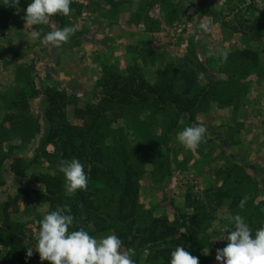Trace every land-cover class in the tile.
<instances>
[{
    "label": "trees",
    "instance_id": "16d2710c",
    "mask_svg": "<svg viewBox=\"0 0 264 264\" xmlns=\"http://www.w3.org/2000/svg\"><path fill=\"white\" fill-rule=\"evenodd\" d=\"M101 1L111 5L109 15H121L119 2ZM29 2L19 0L16 7L7 5L5 0L0 2L3 31L17 16L24 20ZM143 4L139 11L126 13L129 18L123 19L128 25L143 21L148 29H160V21L149 14L150 8L157 5L167 10L169 24L184 18L182 9L169 0H143ZM83 7V0H72L68 16L55 14L48 21L63 28L70 23L71 15L82 13ZM113 8L117 11L113 12ZM240 13L241 10L234 15L237 25H230L234 32L262 41L264 27H258L257 19L236 18ZM226 50L229 53L226 61L212 54L209 60L184 57L177 66L160 71L154 82L145 78L138 64L129 66L124 73L105 66L92 99L82 105L67 89L46 88L43 94L48 105L42 119L47 131L40 136L35 156L30 160L19 155L0 157V185L4 184L2 167L10 160L16 178L22 179L26 169L33 167L36 183L44 187L19 188L14 197L0 205V254L5 248L7 263L51 264L41 261L35 250L37 233L29 231L30 224H35L39 231L41 216L37 214L34 220L24 221L13 218L22 202L47 203L48 213L58 206L69 205L75 218L70 231L82 227L92 236L116 233L122 241L121 251L134 249L135 264H169L170 253L178 245L197 257L199 264H210L211 259L203 249L209 245L208 231L213 224L224 223L221 217L241 215L254 234L262 226L254 224L256 214L261 216V205L250 199L252 176L247 169L253 167L247 164L230 163L219 171L223 176L218 183H209L197 193L190 190L185 206H174L172 218L168 214L157 215L154 207L145 205L141 198L140 182L148 173V164L160 172L166 169L176 134L195 124V114L211 102L222 107L238 106L252 78L264 72L258 47ZM209 62L214 65L212 71ZM203 78H207L206 84L202 83ZM19 80L14 93L5 96L12 110L0 122V129L5 135L20 137L26 148L30 139L42 133L40 118L32 115L29 105V99L41 92L36 90L30 72L27 77L20 75ZM70 104L76 105L75 114L80 122L68 118ZM121 120L129 123L137 135L139 141L135 145L129 144L127 133L120 127L116 128L117 141L106 144V137ZM9 139L1 143L5 145ZM73 157L85 166L88 185L86 190L68 194L57 165L61 159ZM242 198H246L243 209L238 207ZM12 205L16 209L10 210ZM223 210L227 215H221ZM27 247L33 250L30 257Z\"/></svg>",
    "mask_w": 264,
    "mask_h": 264
},
{
    "label": "crops",
    "instance_id": "0c3cea01",
    "mask_svg": "<svg viewBox=\"0 0 264 264\" xmlns=\"http://www.w3.org/2000/svg\"><path fill=\"white\" fill-rule=\"evenodd\" d=\"M2 1L4 0H0ZM115 1L119 2L118 10L121 15H109L111 5L101 0H83L82 13L70 17L68 26L75 28L74 33L59 47L44 46L39 40L31 41V32L34 30L43 34L61 28L55 22L48 21L43 25L30 26L17 16L9 22L6 31L0 27V122L12 110L8 107L5 96L14 93V87L20 82L22 70L25 68L31 70L36 90L41 92L29 99V105L32 115L40 118L42 133L30 139L22 153L13 152L11 156H24L28 160L35 156L40 136L45 133L42 114L48 105V99L43 94L46 88L67 89L77 97L78 105H81L92 99L105 66H112L113 69L124 73L129 66L138 64L145 78L154 82L158 73L169 68L175 60L180 52V45L175 44L174 38L169 36L170 24L166 21V13L161 8L165 18L163 19L162 13L160 29L151 30L144 22L128 25L120 18L127 12L139 11L143 0ZM226 1L208 0L206 8L193 11L188 7L186 10L187 15L200 16L202 23L209 25L210 31L205 39V44L208 45L206 52L211 55L217 48L237 49L256 46L261 51L260 61L264 65V43L234 32L228 21L240 9L228 10L225 7ZM252 3L258 8L260 6L262 10L258 15L264 16V0H252ZM155 8L158 9V5ZM209 14L219 15L220 20L209 18ZM258 27H264V22L262 25L258 24ZM148 40H152L155 50L152 59L140 51L142 42ZM252 80L248 92L243 95L238 106L222 107L217 102H211L198 111L194 119L195 123L202 121L206 125L207 133L204 140L207 143L214 144L212 147L223 146L228 158L254 168L252 171L255 180L260 182L264 191V72L255 75ZM75 108V104L67 106V115L72 121H75ZM21 142L20 137L12 136L5 145ZM2 172L4 184L0 185V205L14 197L19 188L44 189L42 185L36 183V171L33 167L27 168L24 177L18 179L11 169V161L8 160L4 163ZM25 204L22 202L20 206L25 207ZM35 205L38 210L46 209L44 214L38 211L43 219L48 214L47 205L39 202ZM36 233L37 227L34 235ZM7 262L9 261L4 248L0 254V264H11Z\"/></svg>",
    "mask_w": 264,
    "mask_h": 264
},
{
    "label": "clouds",
    "instance_id": "9594fccd",
    "mask_svg": "<svg viewBox=\"0 0 264 264\" xmlns=\"http://www.w3.org/2000/svg\"><path fill=\"white\" fill-rule=\"evenodd\" d=\"M7 5L16 7L19 0H5ZM72 0H30L25 10L24 20L30 26L46 24L49 17L55 14L68 16L71 12ZM17 10H19L17 8ZM199 28L209 32L207 23H201ZM75 28L65 26L47 33L38 30L31 32V41H37L44 46L59 47L68 41ZM213 56L227 60L228 51L217 48L211 52ZM207 133L206 125L201 121L186 126L176 134V141L186 150H196ZM64 176V187L68 194L77 190H86L88 175L85 166L78 158L61 159L57 165ZM246 198H242L238 207L243 209ZM74 216L69 205L58 206L39 221V231L35 236L36 251L41 261L51 264H135L134 249L121 251L122 241L116 233H110L99 239L90 235L84 228L69 230L73 225ZM224 221L218 239L227 241L225 247L217 249L216 260L222 264H264V226L253 234L241 215L221 217ZM226 230L228 234H224ZM33 250L27 247V256ZM169 264H199L198 258L191 255L181 245L170 253Z\"/></svg>",
    "mask_w": 264,
    "mask_h": 264
},
{
    "label": "rangeland",
    "instance_id": "374dc122",
    "mask_svg": "<svg viewBox=\"0 0 264 264\" xmlns=\"http://www.w3.org/2000/svg\"><path fill=\"white\" fill-rule=\"evenodd\" d=\"M169 1L174 2V4H177L178 7L182 9L184 14L183 20L173 23L174 26L173 24H170L168 28L169 36L171 38H174L173 42H175V44L180 45V52L177 54L175 60H173L170 67L172 68L174 66H177L184 57H189L193 60H205L206 58L208 60L211 59L208 58L210 54L206 52L208 49V45L205 44L206 43L205 39L209 33L199 31L198 29L199 28L198 26L202 23L201 17L200 16L192 17L191 15L186 14V10L188 7L191 8V10L193 11L199 8H204L205 6L208 5V0H169ZM250 5H253L252 0H227L225 3V7H227L228 10H236L238 8L241 10L240 15L235 16L236 18L243 20L257 19L258 24L262 25L264 22V16L258 15L260 14V10L262 9H260V6L258 8V6H254V5H253L254 7L249 8L248 6ZM162 10L165 13L167 12V10L163 8ZM112 11L116 12L117 10L113 8ZM212 12L214 13V11ZM149 13L151 14L150 16L152 17V19L154 20L158 19L161 24V17H162L161 15L163 12L160 10L159 7L158 9H156L155 7L150 8ZM165 13H163V19L166 17ZM189 16L191 19H189ZM127 17L129 18L127 14L120 16V18L122 19L123 18L125 19ZM208 17L212 19L214 18V20L216 21L220 20V16L217 14L216 15L209 14ZM233 20H234V16H231L228 21L229 25H237L236 22ZM153 26L155 27L156 24H153ZM196 26L198 28H195ZM262 39H263L262 42L264 43V37ZM140 51L144 56L150 57L151 59L154 58L155 50L152 45V40L143 41L142 44L140 45ZM210 63L212 62H209L210 71H212V69H214L213 68L214 65L212 66V64ZM114 70L118 71L116 69ZM28 72L32 74L30 69L25 68L24 70H22L21 76L23 75V77H27ZM202 83L206 84L207 78H203ZM74 120L75 122L81 121V119L78 118V116H76L75 113H74ZM119 127L124 129L125 133H127L128 142L130 145L133 146L136 143H138L139 139L137 135L133 132L129 123L121 120L114 126V130H112L111 133L106 137V144H111L112 142L114 143L115 141H117L116 128ZM44 131L45 133L47 131L45 127H44ZM10 137L11 135H5L4 130L0 129V157L11 156L13 152L22 153L24 151L25 148L24 145L26 144H24L23 142L15 143L10 146L3 145L1 143L2 140L9 139ZM212 145L214 144L207 143L205 140H203L195 151H189L183 148L175 139L173 142L174 149L171 154L170 164L167 163L165 164L166 169H164L163 172L158 171L154 167V165L148 164L147 166L148 173L141 179L140 182L141 198L143 203L149 207L153 206L155 209V213L157 215L168 214L172 218L173 217L172 211L174 209V206L184 207L186 204V195L190 190L197 193L202 191L203 188H205L209 183L211 184L218 183L219 179L223 176L222 174L219 173L220 170L225 169L230 163L233 162L243 163L236 159L228 158L223 146L215 145L214 147H212ZM253 169H247V172L252 176L249 185V187L252 188L250 199L253 200V204L261 205L259 210V214H261V216L256 214L254 224L255 225L261 224L262 226H264V191L262 190V186L260 182L255 180L254 172L252 171ZM252 178L254 179V181H252ZM26 204L25 207L24 206L21 207L19 205L20 211L15 213L13 216L15 220L24 221L26 220V218H28V220H34L37 214H39L38 211L43 214L46 211L45 208H40L38 210L35 204H30V203H28L27 205ZM44 204L47 205L49 211L48 204L47 203ZM12 209H16V206L12 205L10 207V210ZM21 210H23V212ZM221 215L225 216L227 215V212L223 210L221 212ZM223 225L224 223H220L217 221L208 231L210 241H209V245H207L203 249V252L210 257L211 259L210 264H222V262L216 260L217 249H221L225 247L227 241L218 239L216 236L220 235ZM35 227H36L35 224H30L29 226V231H31L32 234H34ZM228 231L229 230H226L224 234L225 235L228 234ZM106 235L108 234L100 233V234H96L93 237L99 239Z\"/></svg>",
    "mask_w": 264,
    "mask_h": 264
}]
</instances>
